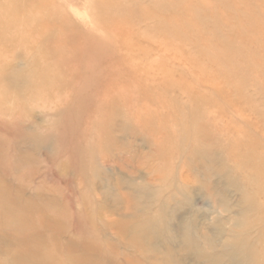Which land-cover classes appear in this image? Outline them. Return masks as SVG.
<instances>
[{
  "label": "rangeland",
  "instance_id": "374dc122",
  "mask_svg": "<svg viewBox=\"0 0 264 264\" xmlns=\"http://www.w3.org/2000/svg\"><path fill=\"white\" fill-rule=\"evenodd\" d=\"M54 1L109 63L80 66L29 26L26 41L0 42V221L19 209L32 226L0 227V262L68 252L88 264H264V76L240 78L241 91L213 78L214 54L235 65L264 54L252 26L199 8L201 25L140 16L122 38L95 19L96 0ZM164 80L176 84L166 99ZM27 237L46 249L39 261L21 249Z\"/></svg>",
  "mask_w": 264,
  "mask_h": 264
},
{
  "label": "bare ground",
  "instance_id": "6f19581e",
  "mask_svg": "<svg viewBox=\"0 0 264 264\" xmlns=\"http://www.w3.org/2000/svg\"><path fill=\"white\" fill-rule=\"evenodd\" d=\"M131 1L133 0H96V4H95L96 9L94 11L93 16L95 17L96 20L101 21L103 25L109 28H112V30H118L122 32L123 34L121 35V33H119V35L123 36L122 38H124V36H126L127 34H133L130 32L129 30L130 28H128L127 25L128 24L132 25L134 21H136L140 16L142 17L157 16L161 19L160 20L161 25L162 23H164L173 29H175L177 26V29H178L179 27L182 26V23L187 24V25H192V26L201 25L202 22L204 21V18H201V14L198 13L200 11L199 8H209L211 11L209 12L208 15L210 16L212 20L217 18V20L223 19L227 22L230 19H233L236 25L252 26V30L255 32V36L254 38L250 40L259 41V43L262 46V50L264 51V0H158L153 3V6L149 8V11L148 10L144 11L141 8L139 9L136 6L131 5ZM214 1L219 2V4L214 5L213 4ZM196 5H199L202 7H198V6L195 7ZM171 6H174V8L179 6L182 9L186 8L187 10H190V11L187 13V15L184 14L183 16H180V17H178L175 14L167 15L166 14L167 11H165L166 9H170V10L174 9ZM236 10H239V11L236 12ZM243 15L244 16L247 15V18L244 17ZM28 26L30 27L29 31L31 32V36L34 37L37 35H45L46 37L45 39L47 41H53V43L60 48V50L58 51L59 54H65L68 51L69 55L73 58L75 62L77 61L80 66L82 64L87 66L89 63L95 62V61H99V63L103 62V64L109 63V60L107 61L105 59V55H103L105 54L104 46L96 41L91 42L90 38H88L89 40L87 38H83V36L72 25L68 17L62 14V12L59 10L57 3L54 0H0V42L1 43L6 44L9 42H12L13 40H15L14 42H16V40L18 41V39H20V41H26L27 38L23 39L24 35L21 36L22 35L21 31L22 30L26 31V29H28L27 28ZM73 39H77L78 41L73 42ZM239 55L241 57V61L239 63H236V65L233 62L235 55L232 57L228 54L212 55V56H215V62L219 68L218 72L215 74L213 78L215 79H220L224 77L226 79L228 78L230 81L232 80V83H234V85L237 86L238 89L241 91L240 88L243 87V85L245 84V81H243V79H240V78L242 77H246L247 79L254 78L252 77L253 73H257V74H260L261 76H264V54H239ZM60 56H63V55H60ZM236 57H239V56L237 55ZM230 60H232L233 64ZM225 62H229L232 64L231 72L236 73L238 75L237 78H234L235 76L228 75L229 72L226 73V69L225 70L223 69V63ZM1 73H2V70L0 68V77L2 76V74H4V73L2 74ZM111 76L116 77L114 79L117 80L116 82H119L121 85H129L127 84L128 82H126L125 80H120L118 74L111 73ZM2 77H5V75H3ZM45 79L46 78H44V80ZM44 80L42 78V81ZM84 81H86V79H84ZM174 82L175 81H173V83ZM49 85H50V82L48 83V86ZM175 85L176 84H172V82L170 81L164 80L163 83L160 85V87L157 86L159 95L162 96L161 98L167 97L166 95L170 93V92L168 93V91L172 90L171 88L175 87ZM105 88H106V85H105ZM145 95L142 97H145ZM196 98H197V102H199L200 101L199 98L195 97V99ZM169 100H172V99H169ZM137 101L138 100H136V102ZM172 102L174 103L173 100ZM194 109L195 108L191 106L189 111L187 110L190 116L193 118H194ZM113 112L114 111H112V113ZM149 116L150 115H148V117ZM252 148L253 147H250L249 150H253ZM249 150L246 156L250 160L251 155H250ZM6 201L7 199L2 195V193H0V203L7 204ZM9 212L10 214H9L8 220L0 221L1 228H6V226H11L13 228L16 227L18 230H21V231H29L32 229V226L29 223H26L24 221L25 219L24 217H22L23 215L22 211H20L19 209L18 210L11 209ZM0 216H1V212H0ZM30 221L32 222V219H30ZM32 241H33L32 238L27 237L26 240H23L21 242L22 243L21 249L26 250V251H31L32 254H35V256H33L34 261H39L45 255L46 249L41 246V243L35 242L36 244H34V241L33 242ZM54 250H52V252ZM56 250L58 251V249ZM56 250H55V253H56ZM53 261H54L53 264H88L86 259L78 258L76 256H73L72 254L70 255L68 252H65L63 256H59V257L55 255V259ZM0 264H6V263L0 262Z\"/></svg>",
  "mask_w": 264,
  "mask_h": 264
}]
</instances>
